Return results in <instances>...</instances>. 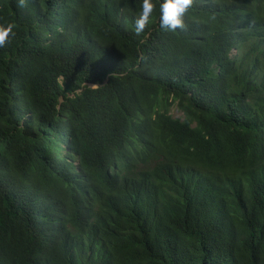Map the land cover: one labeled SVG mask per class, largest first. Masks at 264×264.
Listing matches in <instances>:
<instances>
[{
	"label": "trees",
	"instance_id": "1",
	"mask_svg": "<svg viewBox=\"0 0 264 264\" xmlns=\"http://www.w3.org/2000/svg\"><path fill=\"white\" fill-rule=\"evenodd\" d=\"M155 3L0 0V264H264V0Z\"/></svg>",
	"mask_w": 264,
	"mask_h": 264
},
{
	"label": "clouds",
	"instance_id": "2",
	"mask_svg": "<svg viewBox=\"0 0 264 264\" xmlns=\"http://www.w3.org/2000/svg\"><path fill=\"white\" fill-rule=\"evenodd\" d=\"M191 5L192 0H159V28L167 32L182 29L184 27V16ZM156 7L155 0H141L138 15L134 22L136 33H140L145 29ZM9 31L0 32V47L8 42Z\"/></svg>",
	"mask_w": 264,
	"mask_h": 264
},
{
	"label": "rangeland",
	"instance_id": "3",
	"mask_svg": "<svg viewBox=\"0 0 264 264\" xmlns=\"http://www.w3.org/2000/svg\"><path fill=\"white\" fill-rule=\"evenodd\" d=\"M233 53H236V51H233ZM171 113L175 117H183V112L179 110L176 106L172 107Z\"/></svg>",
	"mask_w": 264,
	"mask_h": 264
}]
</instances>
